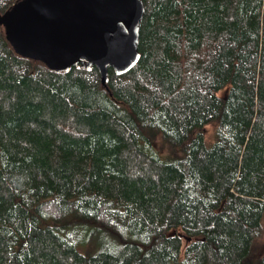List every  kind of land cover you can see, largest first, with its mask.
Segmentation results:
<instances>
[{
	"label": "trees",
	"instance_id": "1",
	"mask_svg": "<svg viewBox=\"0 0 264 264\" xmlns=\"http://www.w3.org/2000/svg\"><path fill=\"white\" fill-rule=\"evenodd\" d=\"M144 3L106 87L0 26V264H264V0Z\"/></svg>",
	"mask_w": 264,
	"mask_h": 264
},
{
	"label": "water",
	"instance_id": "2",
	"mask_svg": "<svg viewBox=\"0 0 264 264\" xmlns=\"http://www.w3.org/2000/svg\"><path fill=\"white\" fill-rule=\"evenodd\" d=\"M144 0H20L0 13L15 54L51 72L97 68L106 87L109 70L122 77L140 61Z\"/></svg>",
	"mask_w": 264,
	"mask_h": 264
},
{
	"label": "rangeland",
	"instance_id": "3",
	"mask_svg": "<svg viewBox=\"0 0 264 264\" xmlns=\"http://www.w3.org/2000/svg\"><path fill=\"white\" fill-rule=\"evenodd\" d=\"M26 63H27V65H32V63L30 61H27ZM37 67H41L42 68V66H37ZM94 230L95 229L93 227H90L87 230L86 234H81V236L79 237L78 244H79V248L81 250L83 249V247H86V245L88 244V239L90 238V234H91V238L94 240L93 245L97 246V249L99 248V245L96 244V241L101 239V237H100L101 236V232H98L97 234H93ZM260 246H261V248L264 247V238H263V241L261 242Z\"/></svg>",
	"mask_w": 264,
	"mask_h": 264
}]
</instances>
